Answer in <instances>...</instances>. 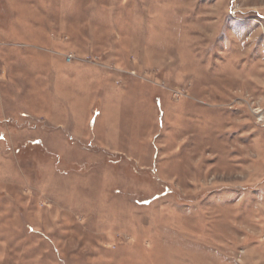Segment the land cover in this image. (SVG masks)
<instances>
[{
	"label": "rangeland",
	"instance_id": "obj_1",
	"mask_svg": "<svg viewBox=\"0 0 264 264\" xmlns=\"http://www.w3.org/2000/svg\"><path fill=\"white\" fill-rule=\"evenodd\" d=\"M0 264H264V0H0Z\"/></svg>",
	"mask_w": 264,
	"mask_h": 264
},
{
	"label": "built area",
	"instance_id": "obj_2",
	"mask_svg": "<svg viewBox=\"0 0 264 264\" xmlns=\"http://www.w3.org/2000/svg\"><path fill=\"white\" fill-rule=\"evenodd\" d=\"M263 121L262 120H260V123H262Z\"/></svg>",
	"mask_w": 264,
	"mask_h": 264
}]
</instances>
